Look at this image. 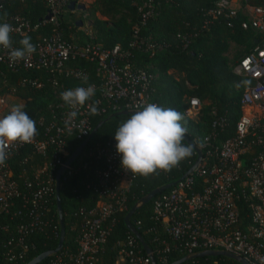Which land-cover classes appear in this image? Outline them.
<instances>
[{"label":"built area","instance_id":"2783aa9c","mask_svg":"<svg viewBox=\"0 0 264 264\" xmlns=\"http://www.w3.org/2000/svg\"><path fill=\"white\" fill-rule=\"evenodd\" d=\"M43 1L47 8V19L44 17L43 22L56 26L58 17L66 13L71 2ZM76 1L73 2L74 7ZM227 1L220 0L216 4L215 14L220 15L226 10V17H232L238 12L246 18L241 29H250L259 36V40L232 66L235 76L248 81L241 86L238 101L241 115L235 123L234 136L215 145L210 143L213 139L211 135L203 137L196 147L200 152L201 148L206 149L204 154L201 152V160L194 172L166 193L156 196L151 201L150 214L161 232L179 244V254L186 256L212 250L231 254L248 264H264V8L238 1V9L231 10ZM83 8L82 11L74 8L68 11L76 17L74 23L82 24L76 29L85 33L88 30H84L83 26L90 21L91 15L84 5ZM137 11L140 26L154 15L150 1L142 3ZM0 23L10 24L13 28L10 35L21 38L35 33L43 25L30 26L27 20L18 16L0 19ZM137 31L135 26L128 47L146 44L152 52L153 45L148 40L138 39ZM87 39H91L89 32ZM33 44L36 51L27 60L14 65H10L9 50L0 46V66L10 72L43 71L57 78L85 81L86 73L69 66L71 61H83L92 67L96 81L79 87L92 86L95 94L85 106L77 109V117L69 122L68 113L72 109L61 100V93L77 87L61 89L60 83L52 80L53 89L60 87L57 112L51 115L50 122L42 129L43 139L34 137L31 143H17L9 147L5 165L0 166V218L17 214L16 211L10 213L13 200L17 198L29 204L31 212L30 221L16 228V238L5 243L2 256L8 263L22 260L27 250L25 239L31 234L42 233L48 224V198L54 195V177H51L50 171L63 168L61 177L64 174L69 176L75 169L85 168L82 158L78 157L82 152L77 156L78 161L64 165L70 155L67 156L64 151L63 138L73 135L80 143L87 138L92 130L88 119L90 115L104 117L122 111L133 113L140 110L141 105L154 103L151 101L154 91L150 85L152 76L135 64L125 62L128 53L122 52L118 45L104 50L99 44L91 42L66 43L58 35L38 37ZM25 84L40 87L38 79H24L19 83L21 86ZM13 92L10 90L3 97L15 98ZM93 105L97 108L96 114L91 113ZM198 109V101L189 99L183 115L191 118ZM216 123L220 124V120ZM26 146L46 161L31 173V181L23 178V171L15 173L10 165L13 156ZM88 156L105 164L102 170L95 173V203L91 208L77 209L81 221L75 238L76 251L55 255L46 264L103 263L101 255L111 226L107 225V221L116 212L125 210V194L133 176L122 169L115 144L96 148ZM64 158L65 161L62 160ZM195 179L201 185L198 190L196 184V191ZM19 185L28 192L19 190ZM242 208L247 212L245 216L241 213ZM5 230L6 227L0 225V231ZM114 248L110 264H149L147 257L140 255L136 240L130 234L116 242ZM164 251H168L166 246Z\"/></svg>","mask_w":264,"mask_h":264},{"label":"trees","instance_id":"16d2710c","mask_svg":"<svg viewBox=\"0 0 264 264\" xmlns=\"http://www.w3.org/2000/svg\"><path fill=\"white\" fill-rule=\"evenodd\" d=\"M76 0H68L74 2ZM150 1L154 15L140 26V14L137 8L144 2ZM220 0H93L91 8L90 27L88 31L91 39L87 43L99 44L102 49L110 50L115 45L121 51L127 52L125 62L135 64L150 76V85L154 90L151 101L165 108H173L183 114L188 107V100L195 99L199 109L192 118H185L187 134L195 146H199L203 137L211 135L210 143L223 142L234 136V126L241 115L238 101L241 86L248 81L232 73V64L235 65L250 48L259 40V36L252 30L241 29V24L246 21L244 15L236 13L226 17L227 11L216 15V4ZM252 7L264 8V0H238ZM66 13L58 17L56 26L44 23L47 8L43 0H0V19L18 16L27 20L30 26L43 24L35 33L28 34L31 43L38 37L58 35L66 43H77L74 19L76 18L67 9ZM98 16L104 20L98 19ZM66 17V18H64ZM68 19V21L64 20ZM138 28L137 38L148 40L153 45L152 52L146 44L128 47L132 40V32ZM23 39L10 35L14 48L21 47L19 41ZM145 43V42H144ZM77 44H80L79 42ZM84 44V43H81ZM229 46L243 47V54L236 60L230 61L225 57ZM231 65V66H230ZM69 66L87 74L85 81L73 78L55 77L43 71H16L10 72L0 66V97L13 90V96L24 105V111L35 120L37 127V140H42V129L50 122L51 115L56 113L58 104L57 94L60 91L53 89L52 80L69 89L83 86L96 81L92 67L83 61H71ZM173 74L181 75L179 81L174 80ZM26 79H38L40 87L35 88L30 84L23 86L19 83ZM131 114L114 115L102 123L88 141L79 158L85 164L84 169H75L69 176L62 175L59 179V199L63 217L64 238L59 253L73 254L76 251L75 238L81 218L77 214L78 208L88 209L93 207L96 200L95 173L104 168L101 160L88 156L96 148L116 144L114 134L119 125L130 118ZM108 116L88 117L91 129L103 122ZM220 120V124L216 122ZM215 123L214 127L211 125ZM65 152L69 156L80 144L73 135L63 138ZM206 148H201L204 154ZM50 150V149H49ZM253 151L250 152V155ZM76 158L73 163L79 160ZM67 158V157H66ZM66 158L62 159L63 161ZM195 152L191 157L184 159L178 167L169 172H159L148 177L139 175L133 177L125 194V210L116 212L107 221L110 231L106 237L102 251L101 264H110L114 258L115 243L124 239L129 234L124 226L123 219L130 208L144 195L160 186L174 183L195 161ZM46 161L32 152L28 146L18 151L10 160V165L15 173L23 171V178L32 180V172L41 168ZM57 170H51L53 178ZM20 182V181H19ZM199 180L195 179L194 190ZM201 185L197 186L199 190ZM19 190L28 191L19 185ZM166 193L161 192L159 195ZM157 195V196H159ZM49 212L46 215L48 224L42 233L31 234L25 239L27 250L22 260L11 263L3 259L5 243L16 238L15 230L18 226L30 221L31 206L19 198L13 200V211L16 215L0 218V225L6 227L0 231V264H26L38 254L51 251L56 247L58 240V224L55 212L54 195L48 198ZM151 202L141 207L130 217V224L141 236L150 249L156 264H170L182 258L184 254L178 253L179 244L164 235L151 219ZM241 213L246 215L242 208ZM164 246L168 251H164ZM136 247L140 255L144 256L137 241ZM44 260L46 264L53 256ZM237 264L226 258H195L182 264Z\"/></svg>","mask_w":264,"mask_h":264},{"label":"clouds","instance_id":"9594fccd","mask_svg":"<svg viewBox=\"0 0 264 264\" xmlns=\"http://www.w3.org/2000/svg\"><path fill=\"white\" fill-rule=\"evenodd\" d=\"M12 31L10 24L0 23V46L9 50L10 65L27 60L36 51L29 36L19 41L21 47L13 48L10 40ZM94 94L92 86L61 93V100L72 109L68 113L69 122L77 117V109L85 106ZM23 109V104L13 105L7 115L0 117V166L5 165L10 146L31 143L38 134L35 120ZM91 113H97L94 105ZM186 134V120L181 112L156 103L141 105L140 110L122 122L114 134L122 169L133 177L145 178L161 171H171L193 154V146L184 143Z\"/></svg>","mask_w":264,"mask_h":264},{"label":"water","instance_id":"95a60500","mask_svg":"<svg viewBox=\"0 0 264 264\" xmlns=\"http://www.w3.org/2000/svg\"><path fill=\"white\" fill-rule=\"evenodd\" d=\"M72 8H74V3L73 2H71L68 5V10H72ZM75 9L76 10H81V11L84 10L83 6L78 5V4L75 5ZM46 19H47V17H45V20ZM90 24H91L90 22H87L86 26L90 27ZM74 26L76 28H79L81 26V23L80 22H75ZM133 113H128V112L122 111V112H117L115 114L108 115V117L103 122L97 124L90 131L88 137L85 138L79 144V146L70 154V156L68 157V159L66 160L64 165L67 166L68 164L72 163L76 159V157L86 147V145H87L88 141L90 140V138L93 135H95L97 129L101 126L102 123L106 122L108 119H110L114 115H126V114H133ZM184 143L185 144H191L193 146V151L195 152V156H196L195 161L193 162L191 167L187 170V172L183 176H181L177 181H175L174 183L167 184V185H164V186H160V187H158L156 189L151 190L146 195L141 197L130 208V210L126 213V215L124 216V219H123V223H124V226H125L127 232L130 235H132L134 237V239L137 241L141 251L147 257V259L149 261V264H156V262H155V260L153 258V255H152L150 249L148 248V246L144 243V241L141 238V236L136 232L134 227L130 224V217L136 211H138L141 207H143V206L147 205L148 203H150L161 192L169 190L177 182L183 180L185 177L191 175L194 172V170L196 169L197 165L199 164V162L201 160V152L194 145V143L191 140L188 139V137H185ZM62 171H63V168H60V169H58L56 171V173L54 175V188H53V190H54L55 212H56V218H57V224H58V240H57L56 247L53 250H51V251H45V252H42V253L38 254L37 256L32 258L30 261H28L26 264H41L44 260H46L50 256L59 253L61 248H62V243H63V238H64V226H63V217H62V211H61L60 199H59V179H60V175H61ZM195 258H226V259H229V260H231V261H233V262H235L237 264H248L247 262H245L241 258L235 257V256H233L231 254L220 252V251H212V250L201 251V252L193 253L191 255H186V256H183L182 258H180L179 260H177L175 262H172L170 264H182L184 262H187V261L195 259Z\"/></svg>","mask_w":264,"mask_h":264},{"label":"rangeland","instance_id":"374dc122","mask_svg":"<svg viewBox=\"0 0 264 264\" xmlns=\"http://www.w3.org/2000/svg\"><path fill=\"white\" fill-rule=\"evenodd\" d=\"M78 1L80 4L84 5L87 9L91 8V4L93 2V0H78ZM94 15H96V17H98V19L104 20V18L98 16L97 14H94ZM64 18H66V17H64ZM64 20L68 21V19H64ZM90 21H91V19H90ZM80 27H82V24ZM83 28H84V30H88V27L86 26V24H84ZM75 31L78 34L77 40H79V41H77V43L78 42L80 44L85 43L87 41V32H89V31L84 33V32L79 31V29L77 30L76 28H75ZM243 50H244L243 47L229 46V49L226 52V54H227L226 56H227L228 60L230 61V63L232 61L236 60L238 57H240L244 53ZM173 77H174V80H177V81H179L181 79V75L173 74ZM152 78L154 79L155 76H152ZM0 101L3 102V103H0V117H3L9 113L11 107L13 106L12 105V99L8 98V97H0Z\"/></svg>","mask_w":264,"mask_h":264},{"label":"crops","instance_id":"0c3cea01","mask_svg":"<svg viewBox=\"0 0 264 264\" xmlns=\"http://www.w3.org/2000/svg\"><path fill=\"white\" fill-rule=\"evenodd\" d=\"M228 2V8L229 9H231V10H237L238 9V5H239V3H238V0H228L227 1ZM81 5V6H83L82 4H80L79 3V1H76V5ZM73 9V8H72ZM74 9H75V7H74ZM69 11H72V10H69ZM91 15V14H90ZM94 16H96V15H94ZM227 54H225V57L227 58V56H226ZM228 59V58H227ZM232 66H233V64H232ZM12 99V105H18V104H23L22 103V101H20L19 99H17V98H11ZM193 117V116H192ZM191 117V118H192Z\"/></svg>","mask_w":264,"mask_h":264}]
</instances>
